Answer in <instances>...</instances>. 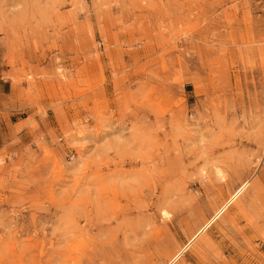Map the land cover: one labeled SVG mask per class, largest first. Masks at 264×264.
<instances>
[{
  "label": "rangeland",
  "instance_id": "obj_1",
  "mask_svg": "<svg viewBox=\"0 0 264 264\" xmlns=\"http://www.w3.org/2000/svg\"><path fill=\"white\" fill-rule=\"evenodd\" d=\"M0 264H264V0H0Z\"/></svg>",
  "mask_w": 264,
  "mask_h": 264
}]
</instances>
